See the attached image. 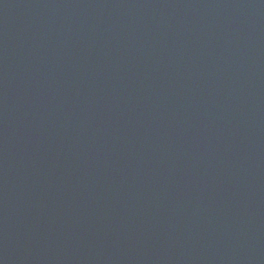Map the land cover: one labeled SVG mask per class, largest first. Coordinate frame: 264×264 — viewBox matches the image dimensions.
<instances>
[{"label":"water","instance_id":"95a60500","mask_svg":"<svg viewBox=\"0 0 264 264\" xmlns=\"http://www.w3.org/2000/svg\"><path fill=\"white\" fill-rule=\"evenodd\" d=\"M0 264H264V0H0Z\"/></svg>","mask_w":264,"mask_h":264}]
</instances>
